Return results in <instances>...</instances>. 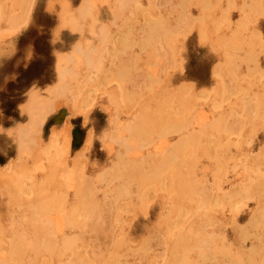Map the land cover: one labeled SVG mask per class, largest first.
<instances>
[{
	"label": "rangeland",
	"instance_id": "obj_1",
	"mask_svg": "<svg viewBox=\"0 0 264 264\" xmlns=\"http://www.w3.org/2000/svg\"><path fill=\"white\" fill-rule=\"evenodd\" d=\"M92 1L91 0H26V1L25 0H0V33L2 32V34L0 35V238H1L0 239V253H1L0 256L4 255V252H8L7 250H9V247L15 235H20L24 233L25 238L28 239L27 243H31L32 240H33L32 243H35L36 241L42 242L40 240H43V234H40L41 231H39V229L45 230L43 229L45 228V226H46L47 231L50 230L49 233L53 236V238L55 239V242L57 241L56 244H59L58 241L61 239L62 235L67 236V237H76L79 234L80 229H78L79 227L74 225L73 223L72 225H70L71 218L66 217V215L68 216L69 214L70 216L71 213H74V212L77 213L79 211L77 200L79 197V193L80 191H82V189H83V192L87 194L90 193V191H87V189L88 190L93 189L94 192L91 191L93 198L99 201L105 207V213H104L105 216L102 219V224L105 227V232L98 233L96 231H92L91 233L89 231L88 233L86 230L83 231L81 229L80 233L83 234L82 242L85 245V250H89L90 252V249H92L93 251L98 252L100 249H103V248H111L113 246V239L126 238L125 240H127V244L129 245L131 244V247L133 249H139V246L143 244L146 253L143 259H141L140 257L134 256L133 254L125 258V261L124 260H103V261L102 260H98V261L97 260H82V264H89V263L90 264H102V263L105 264V262L106 264H115V263L116 264H137V263H140V264H161V263L163 264H168V263L169 264H173V263L174 264H187L188 262L187 260H179V261L178 260H171V261L164 260V257L167 254L166 237L169 234L171 235L174 232H177L176 228L180 229V227L184 229L193 227L192 228L193 231L194 229L197 230V228L199 230L200 226H202L203 223L205 226L203 225L202 228H204L205 231H208L209 235L210 233L211 234L214 233L213 234L214 236L211 235L212 237H211V241L209 244V247L212 248V249L210 248V251H211L210 258L212 260L210 258L209 260H198V258L196 257V254L193 252L192 257H194V259L189 260L188 264H192V262L193 264H264V238H263L264 237V219H263L264 217V193H263L264 192V183H263L264 182V160H262L264 159L263 157L264 156L263 155L264 154V150H263L264 149V146H263L264 145V119H262L264 118L263 117L264 115L260 114V113L264 114L263 112L264 95L262 93L264 92V89H263L264 85H262L264 84V79H262L264 78V75H263L264 74V16H263L264 15V0H256V1L254 0V2L252 0H246L244 2L245 5L243 4L244 0H239V1L232 0L233 3L231 0L229 1L228 0H221V1L218 0V2L217 0H214V1L213 0H177L178 3L175 0H144V1L135 0V2L134 0H126V2L125 0L124 1L123 0H92ZM131 1H133L132 2L133 5ZM137 1H138V4H137ZM119 2H121V5ZM227 2L229 3L228 5H227ZM84 3H86V5ZM135 3H136V7L134 5ZM255 3L257 4L259 3V4L256 5ZM169 5H170V8H169ZM201 5L202 7H200ZM117 6L122 7L123 10L122 9L118 10ZM211 6H214V7H211ZM226 6L227 8H225ZM179 7H181L182 9L180 8L181 9L180 10ZM237 7H239L240 9ZM248 7L250 8L249 12H248L249 10ZM124 8L126 9V11H124ZM130 8H131V11H130ZM132 8H135L133 10L134 11L136 10V13L132 10ZM201 8H202V11H201ZM111 9L114 10V11L112 10L113 12L117 11L116 14L114 13L115 16L112 14ZM187 10H188V13H187ZM240 10L243 12H240ZM119 11L122 13H119ZM199 11H200V14H198ZM254 11L256 12V14L254 13ZM11 12H13V14ZM157 12H159V14ZM202 12L204 15L202 14ZM214 12L217 13V15ZM242 13H244L245 16H243L244 14ZM80 14H81V17H80ZM129 14L131 15L129 16ZM220 14L221 16H219ZM253 14L255 17L253 16ZM62 15L64 16V21H63ZM68 15H69V18L67 17ZM89 15L93 16L92 20L90 17H88ZM171 15L176 18H172ZM214 15L215 17H213ZM75 16L77 17V19ZM239 16L241 19L239 18ZM72 17L74 18V22H72L73 21ZM88 18H90V20ZM114 18L115 20L118 19V21L116 20V22H114L115 21ZM141 18L142 20H140ZM225 18L227 20H225ZM120 19L121 20L123 19L122 21L124 23H121ZM127 19L128 20L130 19L128 21L129 23L127 22ZM220 19H221V22L222 20H224L223 21L224 24L223 23L221 24L219 22ZM251 20L254 21V23H252ZM15 21L17 24L15 23ZM87 21L89 23L91 21H94V24H92L93 22L90 23L91 28L89 27ZM112 21L114 22V24ZM171 21H172V24H171ZM190 21L192 22L190 23ZM211 21L214 24H211L212 23ZM231 21H233L234 24ZM76 22H77V25H76ZM225 23L227 24V26ZM11 24L12 25L14 24L13 27ZM117 24L118 25L120 24V26H118ZM176 24H178V26H176ZM167 25H169L171 28ZM257 25H258V28H257ZM254 27H256L257 29H254ZM242 29H244V31ZM99 30H101L102 32ZM182 32H184L183 35H182ZM228 33L230 34L229 36H228ZM210 34L212 35L210 36ZM98 35L101 36L102 38H100ZM223 35H225L224 36L225 40L223 39L224 37H222ZM131 36H133L134 38L132 39ZM162 36L163 38L164 37L166 38L165 41L162 40ZM180 36H181V40H179ZM150 37H152V39H150ZM210 37L212 38L210 39ZM214 37L215 39H213ZM148 40H149V43H148ZM181 41H183L182 44H180ZM257 41H259L258 45L256 44ZM144 43L146 44L144 45ZM97 46L100 48V50ZM247 47L248 48L250 47L249 51ZM224 48H225V51L222 50ZM216 49H219V50H216ZM231 49H233L232 51H235V52L232 53ZM217 51H219L220 53L219 52L217 53ZM221 51L222 52L224 51L223 56H222ZM249 53L251 54L252 57L250 56ZM96 55H99V57ZM157 55L159 56L157 57ZM90 56L92 57L93 62H91ZM146 56H147V59H146ZM234 56H235V59H234ZM249 56L250 58H248ZM155 59L157 61L154 62ZM218 60H220L221 62ZM241 63H244V64L242 65ZM254 63H255V67H254ZM94 64L97 65V66L95 65V68H94ZM246 64L247 66H249V68H247ZM69 66H70V69H69ZM59 67L63 69L64 71L63 72L64 75L62 78L59 76ZM97 67L98 69L99 68L100 69L98 70ZM225 67L227 69H225ZM232 68H236L237 71L235 69V72H234ZM248 69L250 70V72L254 69L253 70L254 76H252L251 74L252 72L250 73ZM247 70L249 72V75L251 74L248 77H246L248 75ZM255 70H258L260 72L255 73ZM153 73H155V75H153ZM162 73L164 74L165 77H163ZM261 73H262V76L258 77L257 75L259 74L261 75ZM74 77L76 79H74ZM249 77H253L254 79L253 78L251 79ZM152 78L155 79V81ZM218 78H220L221 80ZM245 78L246 80H249L250 83L252 80V83L250 84L248 81H245ZM166 79L169 82L170 81L171 82L167 83L168 81ZM215 79L217 80L216 81L217 83L215 82ZM241 79H243L244 81L243 80L241 81ZM165 80H166V83H165ZM218 80L219 82L220 81L221 82L219 83ZM254 80L256 82L259 81L258 84L254 83L253 82ZM246 82H248L247 84L249 85H247ZM238 83L241 85L245 83V85L243 87L239 85ZM166 84H169V85L166 86ZM233 84H236V85L233 86ZM237 85L239 86V89L236 88L238 87ZM255 85L256 87H254ZM246 86L248 88H246ZM259 86L261 87V89L260 88L258 89ZM56 87H57V90H56ZM241 87L245 89L242 90ZM61 88L62 90L60 91ZM155 89H157L158 92H156ZM221 90H223V93ZM251 90H253L254 92ZM197 91L199 92L197 93ZM210 91H212L214 95ZM166 93L169 96H167ZM205 93H206V98H205ZM252 93H253V97H252ZM176 95H179V96H176ZM207 95H209L208 96L209 99L207 98ZM221 95L223 97H221ZM234 95L236 96L232 97ZM35 96L36 98L39 99V102L37 103V105L30 107L32 98ZM211 96L212 97L214 96V97L210 99ZM259 97L262 98V100H260ZM224 98H226V101L227 100L228 101L226 102L225 100H223ZM253 98L255 100H253ZM178 101H179L181 108L179 104H177ZM231 101L233 102V104H231L232 103ZM251 101H253L254 104H250L252 103ZM216 102H217V105H215ZM223 102L225 103V105L230 103L226 106V109H225V105H223L224 104ZM176 105H177V109H176ZM35 106H36V109H35ZM221 106H223V108ZM187 107L191 109H188ZM31 108L33 112H31ZM147 108L149 111H146ZM200 108H203L204 111L199 112ZM255 108L257 109L255 110ZM171 109L174 111L175 115H173L174 113L172 112ZM170 110H171L170 113H172L171 115L170 113L168 114V111ZM36 111L38 112V114ZM144 111L147 113H145ZM156 111L157 113L159 111L157 115H156ZM188 112H190L189 115H187ZM141 113L144 119H142ZM197 113H199V116L197 115ZM213 113L215 115H213ZM182 114L185 116L183 117ZM220 114H222V116L224 117L222 116L219 117ZM140 115L141 117H139ZM205 115H207V117ZM200 116H203V117H200ZM211 116L212 118L214 117L213 118L215 121L214 124H212L213 119L211 118ZM32 117H34L33 119L34 121L32 120ZM156 117L158 120L156 119ZM175 117L177 118L178 121L180 118V122L182 121V124L180 123L179 125L178 123L177 124L178 126H176L177 120L175 119ZM129 118L131 120H129ZM139 118L141 119V121H144L145 123L144 122L140 123ZM168 119H169V122H168ZM195 120L196 121L198 120L197 121L198 123ZM200 120L203 123L199 122ZM137 121H139V123H137ZM207 121L208 122L211 121L212 123L209 122L210 125L208 124L207 125L208 127L206 128V123H208ZM119 122L122 124L121 126L124 129H121V126H119L120 124ZM219 122H220V125H219ZM255 122H257L258 124H256ZM260 122L261 123L263 122L262 123L263 125ZM146 123L148 124V126L146 125ZM151 123H153L154 126L152 124V127L150 128ZM238 123H241V126L240 124L238 125ZM203 124L205 128L207 129V131L204 128ZM254 124L256 127L254 126ZM137 125L139 126L137 127ZM142 125H145V126H142ZM165 125L166 126L168 125L167 128L165 127ZM252 125L254 128L252 127ZM193 126H194V129H193ZM202 126L204 129L201 130ZM117 127L119 130L117 129ZM242 127H244L245 129H243ZM247 127L248 128L250 127L251 132H249V129ZM163 128L168 129V130L165 131L163 130ZM169 128H170V131H169ZM185 128L187 132L184 130ZM208 128L210 130H208ZM28 129L29 131L27 132ZM143 129L145 131H143ZM218 129H220V131ZM225 129H226V132L228 131L227 133L224 132ZM111 130H112V133H111ZM116 130L118 131L116 132ZM125 130H126V133L123 134ZM182 130L184 131V133ZM197 130L202 131V133ZM118 132H122L121 134H119L121 137L118 135ZM148 132L149 134L150 133L151 134L153 133V134L152 135L150 134L151 135L150 136L148 135ZM158 133L160 134V136L158 135ZM196 133H197V136L195 135ZM204 133H206L207 136ZM215 133H218V137H217V134ZM254 133L256 134L255 136H254ZM104 134L106 135V137ZM137 134L141 138H139ZM116 136L118 137V139L116 138ZM189 136H190V140H189ZM223 136L225 137L223 138ZM238 136L240 137V139ZM114 137L116 139V142L113 139ZM158 137H162L160 139L161 142H158L159 141ZM179 138L180 140H182L183 138V140L180 141ZM104 139H105V142H104ZM110 139L112 140L110 141ZM249 139L251 140L252 143H250ZM187 140L190 142L192 140L193 143L192 142L186 143ZM227 140H230V141L228 142ZM242 140L245 142V145H244V142H242ZM142 141L144 142V144L142 143ZM145 141H147L148 143ZM213 141L215 142V144ZM150 142L154 145L151 144L152 145L151 146ZM182 142H184L185 145L180 146ZM198 142L200 145H202L201 147L199 146V144L196 145ZM217 142H219L220 144ZM115 143H117L118 145L120 144V146L118 147V145ZM24 145H27V146H24ZM178 145L179 147H182V150H183V151L181 150L182 154L180 151H178L177 153V148H179ZM189 145L190 147L188 148ZM223 145L225 148L223 147ZM155 146L157 150L154 148ZM206 146H208L209 148ZM110 147H113L112 153H110L111 152ZM131 147H132V150H131ZM211 147H214V148H211ZM196 149L197 150L199 149V150L197 151ZM249 149L251 152L248 151ZM116 150L117 151L119 150V152H117ZM128 150L130 152H128ZM160 150H161V153H159ZM194 150L197 152H195ZM226 150H228L227 153H226ZM152 151L154 152V154ZM155 151L157 153H155ZM222 151L224 154L222 153ZM114 152L115 153L117 152L116 153L117 155H115ZM191 152H193V154H191V156L190 154L188 155V153H191ZM206 152H207V155H206ZM220 152L222 154H220ZM253 152H255L256 154ZM261 152H263V154ZM130 153L133 154V157L132 155H129ZM202 153H204L205 157L203 156ZM230 153H232L234 157ZM239 153H240L239 156H241L244 153L243 154L244 157L243 156L239 157L238 156ZM245 153L247 154L245 155ZM127 154L129 157L130 156L132 157V158L130 157L131 160L132 159L134 160V157L140 158V156L141 157L144 156L143 159L137 158L138 160L136 159L135 162L141 163L142 165L141 173L143 174V177L145 176V178L147 179H145V181L142 182L141 184H138L137 182L133 183L132 186H135V187L131 189L132 198L128 199L129 201L128 200L120 201L121 205L125 208L123 209V211L120 212L121 217L116 219L117 215H115L114 217L115 211L113 212V209H111V207L115 206V202H116L115 199L117 197L115 187L118 184L117 179H115L114 177L115 174L113 173V169L120 159L117 157L121 155L124 156L123 159L130 161L129 157L126 156ZM252 154H253V157H252ZM189 156H190V159H189ZM226 156L228 159L226 158ZM230 157L234 158L235 160L231 159ZM256 157L257 158L259 157V158L256 159ZM108 158H109V161H108ZM244 158L246 160H244ZM172 159L173 161H171ZM214 159H216L215 160L216 162L214 161ZM217 159L221 161L218 162ZM156 160L159 162H154ZM189 160H191L192 162H189ZM54 161H55V165H54ZM174 161L176 162V164L172 163ZM38 162H40L39 163L40 165L38 164ZM130 162H134V161H130ZM234 162L235 164H233ZM228 163H230V165ZM236 163H238L239 166ZM224 164L226 166L227 164L229 165L227 166L228 168L227 170ZM169 165H170V169L169 168L166 169V167H168ZM232 165H233V169H232ZM172 166H174V168L176 167L178 171L180 169L181 173L179 172V175H178V171L176 169L174 170ZM189 166L191 167L189 168ZM205 166H208L206 170H204ZM235 166H237V169ZM64 167H65V170H68V172L64 170ZM105 167L106 169H104ZM212 167H215V169ZM240 167L242 168V170ZM42 168H44V170ZM148 168H150V170ZM164 168H165V171L163 170ZM171 168L172 170L177 171V173L176 172L174 173V171H172ZM210 168L212 170H210ZM258 168H259V172H258ZM21 169L23 170V172ZM102 169H104L103 170L104 172L101 171ZM182 169H183V172H182ZM199 169H202L203 171ZM186 170L188 171L186 172ZM223 170L225 171L223 172ZM189 171L190 173H188ZM205 171H207V173ZM212 171H213L215 178L217 179L213 177ZM226 171L228 175L226 174ZM242 171L245 173L246 177L242 175L243 174ZM78 172L80 175L78 174ZM161 172L163 173V175ZM185 172L188 174V176ZM222 172L225 173L227 176L225 174H224L225 176L222 175L223 174ZM96 173L97 174L99 173V175L97 176ZM193 173H196V174L193 175ZM48 174H49V177H48ZM65 174L67 175L65 176ZM158 174L160 176H158ZM233 174L235 175L234 178H232ZM248 174L250 176H248ZM253 175L257 176V178L254 177ZM149 176H151V178H149ZM243 176L245 179L243 178ZM262 176L263 178H261ZM207 177H209L208 178L209 180L207 179ZM246 178H247V181L249 182L246 181ZM248 178H250V180H248ZM178 179L179 180L184 179V180L179 181ZM206 180L208 181V184ZM81 181L83 182L82 185H81ZM158 181L160 185L158 184ZM233 181L234 182L237 181V183L234 184ZM252 181H254V184L252 183ZM181 182L182 184L180 185L179 183ZM105 183H107V186L105 185ZM69 185L71 188L69 187ZM148 185L151 188H149ZM162 185H163V188H162ZM260 185H262L261 188H260ZM79 186H80V190H79ZM103 186L105 187V191H104ZM108 186H109L110 191L108 189ZM194 186H195V189H194ZM53 187L55 188L54 191H53L54 189ZM17 188H18V193H17ZM66 188L67 190H65ZM188 188H190L191 191H189ZM213 188H215V190H213ZM197 189H200V190L197 191ZM192 190H194V192ZM51 193L53 194V196ZM159 195H162V196H159ZM195 195H197V198H195L196 197ZM228 195H230V197ZM49 196L52 198V200ZM102 196L103 198H101ZM192 196H195V197H192ZM221 196L223 198H221ZM43 197H44V200H46V202L43 201ZM164 197L165 199L163 200L162 198ZM181 197L183 198L187 197V198H185L183 202L182 201L183 198ZM61 199L63 200L62 203L64 204L59 203ZM64 199H66V201ZM139 199H141V201ZM247 200L248 202H246ZM31 201H32V204H31ZM48 201H50L51 204H49ZM55 201L58 204H55ZM203 201L205 202L208 201V202L205 203ZM43 202L45 203V206L48 208V211L46 210V207L44 206ZM246 203H247V206H246ZM162 204H164L166 207L165 206L163 207ZM217 204L223 209V211ZM35 205H37V207H34ZM228 205H232L233 207L228 206ZM106 206L108 207L106 208ZM146 206H147V209H146ZM205 207H206V210H204ZM229 207L232 212L229 211ZM44 208H45V211H44ZM29 209H32V210L29 212ZM174 209L175 211H173ZM72 210L74 212H72ZM237 210H239L238 212L240 213H238ZM258 210L260 211L258 212ZM215 212H216V215H215ZM229 212H230V216H229ZM202 213H203V216L201 215ZM173 214L174 216H172ZM220 214H221V217H220ZM255 214H256V217L258 216L257 219L255 217ZM36 216L37 217L39 216V217L37 218ZM134 216L135 218H133ZM158 216H160L161 218ZM40 217H42V219ZM169 217L170 219H167ZM259 218L261 220H259ZM200 219L202 222L200 221ZM47 220L48 222L46 223ZM67 220L69 221L67 222ZM157 220L159 221L157 222ZM38 221H41V222H38ZM186 221H187V225H185ZM232 223L234 225H232ZM6 224L8 226H6ZM152 224L154 225L152 226ZM217 224H220L222 228L220 229L219 225H218V228H215L217 227ZM261 224L263 226H261ZM39 225L41 226L39 227ZM115 225L118 227L116 228ZM246 226L248 227V229ZM35 228L36 230H38L40 235L39 234L37 235L38 232L35 231ZM53 228L55 229V234H54ZM57 228H60L61 230L59 229L58 231ZM238 228L239 229L242 228V229L239 230ZM255 228L257 229L259 233L256 232ZM222 229H224V232ZM148 231H149V234H148ZM116 234H117V237H116ZM129 234L131 237L129 236ZM242 236L244 238H242ZM37 237H39V240ZM58 237L60 239H58ZM129 237L131 239L132 237L135 240L137 239L136 242L139 239L140 240L137 242V244L135 240H132L133 241L132 243V241L129 240L130 239ZM35 238H36V241H35ZM255 238L256 240H254ZM216 239H219V240H216ZM242 239H243V242H242ZM247 239H250V240H247ZM29 240H31V242ZM222 240L224 243L222 242ZM252 241L253 242L255 241L253 243L254 246L252 245ZM218 242H220L219 246H217ZM227 243H228L227 245L228 250H227L226 245H222V244H227ZM256 244L257 245L260 244V245L257 246ZM220 246L222 248H219ZM223 246L225 249L223 248ZM230 246H231L230 248L231 250L229 249ZM224 250L225 251L227 250L226 252L229 251L228 255ZM239 250H240V253L238 252ZM230 251L233 252L234 254L233 256H232V252L230 253ZM241 252L242 253L244 252L243 256L241 255ZM213 255H214V258H213ZM161 258L163 259L162 261H161ZM38 259H40V257ZM45 259H48V260H45ZM133 261L134 262L136 261V262L134 263ZM211 261L214 263H212ZM218 261H221V262L219 263ZM19 262L20 264H34V263L35 264H49V263L51 264H54V263L55 264H58V263L59 264H71V263L76 264L73 260H65V257L61 255H57L55 257L45 256V257H41V259L37 261L36 260H0V264H7V263L8 264H19ZM96 262H99V263H96Z\"/></svg>",
	"mask_w": 264,
	"mask_h": 264
},
{
	"label": "bare ground",
	"instance_id": "obj_2",
	"mask_svg": "<svg viewBox=\"0 0 264 264\" xmlns=\"http://www.w3.org/2000/svg\"><path fill=\"white\" fill-rule=\"evenodd\" d=\"M26 1V0H25ZM92 1V0H91ZM124 1V0H123ZM144 1V0H143ZM175 1H177V0H175ZM214 1V0H213ZM221 1V0H220ZM229 1V0H228ZM232 1V0H231ZM239 1V0H238ZM246 0H244L243 1V4H244V2H245ZM253 2H254V0H252ZM252 1H251V3H252ZM256 1V0H255ZM24 2V1H23ZM93 2V1H92ZM125 2H126V0H125ZM133 1H131V3H132ZM134 2H135V0H134ZM180 2V1H179ZM216 2V1H215ZM214 2V3H215ZM217 2H218V0H217ZM223 2V1H222ZM248 2V1H247ZM247 2H246V4H247ZM260 2V1H259ZM10 3V2H9ZM120 3V5H121V2H119ZM130 3V2H129ZM168 3H169V1H168ZM177 3H178V1H177ZM226 3V2H225ZM232 3H233V1H232ZM263 3V2H262ZM85 5H86V3H84ZM114 4V3H113ZM137 4H138V1H137ZM141 4V3H140ZM207 4H209V3H207ZM211 4V3H210ZM213 4V3H212ZM218 4V3H217ZM229 3L227 2V5H228ZM237 4V3H236ZM256 5H258L257 3H255ZM88 5V4H87ZM92 5V4H91ZM132 5H133V3H132ZM135 5V7H136V3L134 4ZM186 5V4H185ZM223 5H224V3H223ZM245 5V4H244ZM255 5V6H256ZM261 5V4H260ZM21 6V5H20ZM114 6V5H113ZM126 6H127V4H126ZM143 6V5H142ZM147 6H149V5H147ZM187 6V5H186ZM216 6V5H215ZM242 6V5H241ZM241 6H239V7H241ZM24 7V6H23ZM138 7H140V6H138ZM165 7V6H164ZM200 7H202V5L200 6ZM211 7H214V6H211ZM219 7V6H218ZM229 7V6H228ZM239 7H237V8H239ZM10 8V7H9ZM91 8V7H90ZM93 8V7H92ZM117 8H118V10L120 9H122V7H118L117 6ZM129 8V7H128ZM166 8V7H165ZM164 8V9H165ZM169 8H170V5H169ZM181 7H179V9H180ZM225 8H227V6L225 7ZM249 8V7H248ZM247 8V9H248ZM255 8H257V7H255ZM260 8V7H259ZM115 9V8H114ZM133 9H135V8H132V10ZM140 9V8H139ZM182 9V8H181ZM180 9V10H181ZM193 9V8H192ZM200 9V8H199ZM218 9H220V8H218ZM224 9V8H223ZM236 9V8H235ZM240 9V8H239ZM113 9H111V11H112ZM116 10V9H115ZM123 10V9H122ZM159 10V9H158ZM162 10V9H161ZM190 10V9H189ZM208 10V9H207ZM216 10V9H215ZM242 10H243V8H242ZM68 11V10H67ZM114 11V10H113ZM112 11V14L114 15V13L116 14L117 13V11H115V12H113ZM124 11H126V9L124 8ZM129 11V10H128ZM130 11H131V8H130ZM134 11V10H133ZM149 11V10H148ZM177 11V10H176ZM176 11H175V13H176ZM192 11V10H191ZM201 11H202V8H201ZM224 11V10H223ZM250 11V8H249V10H248V12ZM83 12V11H82ZM90 12V11H89ZM135 13H136V10L134 11ZM140 12V11H139ZM162 12V11H161ZM169 12V11H168ZM168 12H167V14H168ZM180 12V11H179ZM217 12H219V11H217ZM240 12H243V11H241L240 10ZM247 12V13H248ZM12 14H13V12H11ZM26 13V12H25ZM77 13V12H76ZM85 13V12H84ZM119 13H122V12H120L119 11ZM131 13V12H130ZM148 13V12H147ZM158 14H159V12H157ZM163 13H164V11H163ZM173 13V12H172ZM184 13V12H183ZM187 13H188V10H187ZM215 13V12H214ZM221 13H223V12H221ZM245 13V12H244ZM244 13H242V14H244ZM254 13L256 14V12L254 11ZM149 14V13H148ZM192 14V13H191ZM198 14H200V11H199V13ZM202 14H203V12H202ZM216 15H217V13H215ZM9 15V14H8ZM122 15V14H121ZM125 15V14H124ZM123 15V16H124ZM131 14H129V16H130ZM140 15V14H139ZM155 15H157V14H155ZM181 15V14H180ZM204 15V14H203ZM209 15V14H208ZM225 15V14H224ZM223 15V16H224ZM249 15V14H248ZM18 16V15H17ZM71 16H72V14H71ZM77 16V15H76ZM75 16V17H76ZM83 16V15H82ZM86 16V15H85ZM115 16V15H114ZM120 16V15H119ZM127 16V15H126ZM172 16V15H171ZM170 16V17H171ZM177 16H179V15H177ZM219 16H221V14L219 15ZM243 16H245V14L243 15ZM252 16V15H251ZM253 16H254V14H253ZM264 16V15H263ZM263 16H261V17H263ZM6 17V16H5ZM15 17V16H14ZM19 17V16H18ZM17 17V18H18ZM62 17H63V21H64V16L62 15ZM68 18H69V15L67 16ZM80 17H81V14H80ZM88 17H90L91 18V20H92V17L93 16H88ZM117 17V16H116ZM196 17V16H195ZM213 17H215V15L213 16ZM255 17V16H254ZM2 18V17H1ZM66 18V17H65ZM90 18H88L89 20H90ZM169 18V17H168ZM172 18H176V17H173L172 16ZM184 18H185V16H184ZM190 18V17H189ZM224 18V17H223ZM226 18H227V16H226ZM225 18V20H227ZM231 18V17H230ZM239 18H240V16H239ZM246 18V17H245ZM248 18V17H247ZM251 18V17H250ZM258 18V17H257ZM20 19V18H19ZM18 19V20H19ZM72 19H73V21L72 22H74V18L72 17ZM76 19H77V17H76ZM82 19H84V18H82ZM208 19V18H207ZM215 19V18H214ZM241 19V18H240ZM9 20V19H8ZM22 20H24V19H22ZM68 20V19H67ZM81 20V19H80ZM114 20H115V18H114ZM113 20V21H114ZM117 21H118V19H116ZM116 20L114 21V22H116ZM121 20V19H120ZM119 20V21H120ZM123 20V19H122ZM121 20V23H124L123 21ZM130 20V19H129ZM128 19H127V22L129 21ZM140 20H142V18L140 19ZM170 20V19H169ZM174 20V19H173ZM177 20V19H176ZM216 20H217V18H216ZM232 20V19H231ZM239 20V19H238ZM14 21V20H13ZM95 21V20H94ZM94 21H91L90 23H92V24H94ZM96 21H97V19H96ZM112 21V22H113ZM181 21V20H180ZM224 20H222V22H221V19H220V23L222 24H224V22H223ZM243 21V20H242ZM246 21V20H245ZM252 21V20H251ZM257 21H259V20H257ZM260 21H261V19H260ZM27 22V21H26ZM88 22V21H87ZM114 22H113V24H114ZM134 22H135V20H134ZM142 22V21H141ZM147 22V21H146ZM145 22V23H146ZM178 22V21H177ZM188 22V21H187ZM192 21H190V23H191ZM199 22V21H198ZM212 22V21H211ZM231 22H233V21H231ZM15 23H16V21H15ZM67 23H68V21H67ZM90 23L88 22V25H89V27L91 28V26H90ZM129 23V22H128ZM132 23V22H131ZM179 23V22H178ZM207 23V22H206ZM252 23H254V21H252ZM258 23V22H257ZM256 23V24H257ZM17 24V23H16ZM83 24V23H82ZM116 24V23H115ZM170 24V23H169ZM171 24H172V21H171ZM211 24H214L213 22L211 23ZM226 24V23H225ZM233 24H234V22H233ZM242 24H243V22H242ZM12 25V24H11ZM14 25V24H13ZM13 25H12V27H13ZM76 25H77V22H76ZM109 25V24H108ZM107 25V26H108ZM118 25V24H117ZM132 25V24H131ZM151 25V24H150ZM153 25H154V23H153ZM181 25V24H180ZM198 25V24H197ZM196 25V26H197ZM231 25V24H230ZM114 26H116V25H114ZM118 26H120V24L118 25ZM164 26V25H163ZM162 26V27H163ZM167 26H169V25H167ZM173 26V25H172ZM176 26H178V24H176ZM199 26V25H198ZM215 26H216V24H215ZM218 26V25H217ZM221 26V25H220ZM226 26H227V24H226ZM236 26H238V25H236ZM248 26H249V24H248ZM256 26V25H255ZM71 27H72V25H71ZM111 27H112V25H111ZM147 27V26H146ZM170 27V26H169ZM169 27H168V29H169ZM214 27V26H213ZM240 27V26H239ZM75 28V27H74ZM92 28H93V26H92ZM114 28V27H113ZM113 28H112V30H113ZM165 28V27H164ZM171 28V27H170ZM188 28V27H187ZM208 28V27H207ZM224 28V27H223ZM229 28V27H228ZM257 28H258V25H257ZM256 27H254V29H257ZM120 29V28H119ZM185 29V28H184ZM194 29V28H193ZM216 29H217V27H216ZM216 29H214V30H216ZM218 29H219V27H218ZM11 30V29H10ZM83 30V29H82ZM91 30V29H90ZM96 30H97V28H96ZM117 30V29H116ZM122 30V29H121ZM150 30H151V28H150ZM157 30H158V28H157ZM160 30V29H159ZM167 30V29H166ZM165 30V31H166ZM172 30V29H171ZM195 30H196V28H195ZM207 30V29H206ZM209 30V29H208ZM229 30V29H228ZM232 30V29H231ZM243 31H244V29H242ZM252 30V29H251ZM250 30V31H251ZM4 31V30H3ZM99 31H101V30H99ZM155 31V30H154ZM153 31V32H154ZM168 31V30H167ZM199 31V30H198ZM224 31V30H223ZM230 31V30H229ZM228 31V32H229ZM102 32V31H101ZM113 32V31H112ZM156 32V31H155ZM161 32V31H160ZM169 32V31H168ZM168 32H167V34H168ZM219 32V31H218ZM227 32V31H226ZM234 32V31H233ZM110 33V32H109ZM122 33H123V31H122ZM138 33V32H137ZM194 33V32H193ZM200 33V32H199ZM231 33V32H230ZM236 33V32H235ZM261 33V32H260ZM2 34V32L0 33V35ZM158 34V33H157ZM184 34V32H182V35ZM189 34V33H188ZM214 34V33H213ZM221 34H223V33H221ZM226 34V33H225ZM244 34H245V32H244ZM246 34H248V33H246ZM102 35V34H101ZM133 35V34H132ZM163 35V34H162ZM164 35H165V33H164ZM163 35V36H164ZM169 35H170V33H169ZM203 35V34H202ZM212 34H210V36H211ZM230 34L228 33V36H229ZM241 35V34H240ZM250 35V34H249ZM99 36V35H98ZM134 36V35H133ZM133 36H131L132 37V39L134 38ZM163 36H162V40H164L165 41V37L163 38ZM215 36V35H214ZM217 36V35H216ZM225 35H223L222 37H224ZM227 36V35H226ZM227 36V37H228ZM246 36V35H245ZM100 38H102L101 36H99ZM116 37H117V35H116ZM130 37V38H131ZM138 37V36H137ZM146 37V36H145ZM186 37V36H185ZM189 37V36H188ZM208 37V36H207ZM98 38V37H97ZM106 38V37H105ZM206 38V37H205ZM212 37H210V39H211ZM217 38V37H216ZM142 39V38H141ZM150 39H152V37H150ZM182 39H184V38H182ZM200 39H201V37H200ZM213 39H215V37L213 38ZM224 40H225V37L223 38ZM233 39H234V37H233ZM241 39H242V37H241ZM179 40H181V36H180V39ZM219 40V39H218ZM224 40H223V42H224ZM168 41V40H167ZM241 41V40H240ZM260 41H262V40H260ZM103 42V41H102ZM182 42L183 41H181V43L180 44H182ZM187 42V41H186ZM204 42V41H203ZM216 42V41H215ZM259 41H257V45L259 44L258 43ZM141 43H142V41H141ZM148 43H149V40H148ZM228 43V42H227ZM229 43H230V41H229ZM140 44V43H139ZM146 43H144V45H145ZM156 44V43H155ZM214 44V43H213ZM237 44V43H236ZM102 45H103V43H102ZM143 45V44H142ZM177 45H178V43H177ZM230 45V44H229ZM147 46V45H146ZM212 46V45H211ZM217 46H218V44H217ZM248 46H249V44H248ZM261 46V45H260ZM98 47V46H97ZM149 47V46H148ZM152 47H153V45H152ZM155 47V46H154ZM177 47H179V46H177ZM182 47V46H181ZM245 47V46H244ZM99 48V47H98ZM230 48V47H229ZM248 48V47H247ZM250 48V47H249ZM249 48H248V51H249ZM253 48V47H252ZM168 49V48H167ZM260 49H261V47H260ZM99 50H100V48H99ZM132 50V49H131ZM153 50H154V48H153ZM157 50V49H156ZM171 50V49H170ZM210 50V49H209ZM214 50V49H213ZM216 50H219V49H216ZM222 50H224L225 51V48L224 49H222ZM229 50V49H228ZM233 49H231V52L233 53V52H235V51H232ZM244 50H246V49H244ZM258 50V49H257ZM180 51V50H179ZM223 51V52H224ZM259 51V50H258ZM257 51V52H258ZM80 52V51H79ZM90 52V51H89ZM216 52V51H215ZM219 51H217V53H218ZM222 52V51H221ZM223 52H222V56H223ZM242 52V51H241ZM244 52V51H243ZM157 53V52H156ZM179 53V52H178ZM220 53V52H219ZM231 53V54H232ZM240 53V52H239ZM95 54V53H94ZM183 54V53H182ZM237 54H238V52H237ZM250 54V53H249ZM253 54V53H252ZM255 54V53H254ZM100 55V54H99ZM99 55H96V56H98L99 57ZM164 55V54H163ZM246 55V54H245ZM244 55V56H245ZM151 56V55H150ZM159 55H157V57H158ZM169 56H170V54H169ZM247 56V55H246ZM250 56H251V54H250ZM250 56L248 57V58H250ZM84 57V56H83ZM91 57V56H90ZM136 57V56H135ZM156 57V56H155ZM225 57V56H224ZM239 57V56H238ZM241 57V56H240ZM252 57V56H251ZM262 57V56H261ZM181 58V57H180ZM228 58H229V56H228ZM146 59H147V56H146ZM234 59H235V56H234ZM256 59V58H255ZM93 59H92V57H91V62H93L92 61ZM96 60V59H95ZM171 60V59H170ZM178 60H179V58H178ZM227 60V59H226ZM225 60V61H226ZM152 61V60H151ZM150 61V62H151ZM155 61H157L156 59L154 60V62ZM181 61V60H180ZM218 61H220V60H218ZM224 61V60H223ZM231 61V60H230ZM243 61V60H242ZM90 62V61H89ZM146 62V61H145ZM149 62V63H150ZM160 62H161V60H160ZM221 62V61H220ZM72 63V62H71ZM95 63H96V61H95ZM218 63V62H217ZM251 63H252V61H251ZM86 64H87V62H86ZM181 64V63H180ZM242 65L244 64V63H241ZM248 64V63H247ZM247 64H246V66H247ZM93 65V64H92ZM95 65L96 64H94V68H95ZM97 66V65H96ZM158 66V65H157ZM181 66V65H180ZM236 66V65H235ZM62 67H64V66H62ZM72 67H73V65H72ZM179 67V66H178ZM214 67H215V65H214ZM214 67H213V69H214ZM227 67V66H226ZM225 67V69H227ZM254 67H255V63H254ZM67 68V67H66ZM87 68H88V66H87ZM153 68V67H152ZM229 68V67H228ZM247 68H249V66H247ZM261 68V67H260ZM69 69H70V66H69ZM97 69H98V67H97ZM100 69V68H99ZM98 69V70H99ZM220 69V68H219ZM233 70H234V72H235V69L236 68H232ZM252 69V68H251ZM257 69V68H256ZM96 70V69H95ZM147 70V69H146ZM161 70V69H160ZM249 70V69H248ZM248 70H247V73H248V75L247 74H245V75H247L246 77H248V76H250L251 74H252V76H254L253 74V70L250 72V70H249V72L251 73L250 75H249V72H248ZM78 71V70H77ZM236 71H237V69H236ZM260 71H261V69H260ZM260 71H258V70H255V73L256 72H260ZM64 71H63V69H61L60 67H59V76L62 78L63 77V75H64V73H63ZM166 72H167V70H166ZM214 72V71H213ZM230 73V72H229ZM262 73H263V71H262ZM262 73H261V75L259 74V75H257L258 77H260V76H262ZM67 74V73H66ZM163 74V73H162ZM225 74V73H224ZM240 74V73H239ZM244 74V73H243ZM96 75V74H95ZM153 75H155V73H153ZM214 75V74H213ZM212 75V76H213ZM237 75V74H236ZM241 75V74H240ZM264 75V74H263ZM66 76V75H65ZM147 76V75H146ZM231 76V75H230ZM73 77V76H72ZM163 77H165L164 76V74H163ZM258 77H257V79H258ZM90 78V77H89ZM215 78V77H214ZM228 78V77H227ZM230 78V77H229ZM249 78H253V77H249ZM69 79V78H68ZM74 79H76L75 77H74ZM153 79V78H152ZM218 79H220V78H218ZM254 79V78H253ZM262 79H264V78H262ZM261 79V80H262ZM149 80V79H148ZM154 81H155V79H153ZM167 80V79H166ZM166 80H165V83H166ZM221 80V79H220ZM229 80H231V79H229ZM228 80V81H229ZM243 79H241V81H242ZM73 81V80H72ZM92 81V80H91ZM154 81H152V82H154ZM168 81V80H167ZM217 80L215 79V82H216ZM244 81V80H243ZM245 81H248L249 82V80H246V78H245ZM61 82V81H60ZM71 82V81H70ZM80 82V81H79ZM171 82V81H170ZM169 81L167 82V83H170ZM218 82H219V80H218ZM221 82V81H220ZM219 82V83H220ZM248 82H246V84L248 83ZM254 83H256V84H258V82H256L255 80L253 81ZM66 83H67V81H66ZM88 83V82H87ZM217 83V82H216ZM228 83H230V82H228ZM232 83V82H231ZM250 83V82H249ZM251 83H252V80H251ZM250 83V84H251ZM59 84H61V83H59ZM75 84V83H74ZM239 84V83H238ZM68 85V84H67ZM73 85V84H72ZM169 84H166V86H168ZM181 85V84H180ZM234 85H236V84H233V86ZM239 85H241V84H239ZM244 85H245V83L244 84H242L241 86H243L244 87ZM247 85H249V84H247ZM260 85V84H259ZM262 85H264V84H262ZM83 86V85H82ZM152 86V85H151ZM172 86V85H171ZM174 86V85H173ZM178 86V85H177ZM221 86H222V84H221ZM229 86H230V84H229ZM238 86V85H237ZM58 87V86H57ZM57 87H56V90H57ZM81 87V86H80ZM149 87V86H148ZM176 87V86H175ZM211 87H212V85H211ZM251 87V86H250ZM254 87H256V85L254 86ZM77 88V87H76ZM151 88V87H150ZM169 88V87H168ZM167 88V89H168ZM174 88V87H173ZM220 88V87H219ZM232 88V87H231ZM236 88H238L239 89V86L238 87H236ZM235 88V89H236ZM242 88V87H241ZM246 88H248L247 86H246ZM261 89V87L259 86L258 87V89ZM66 89V88H65ZM71 89H72V87H71ZM197 89V88H196ZM210 89V88H209ZM215 89V88H214ZM222 89H223V87H222ZM243 89H245V88H242V90ZM251 89V88H250ZM264 89V88H263ZM59 90V89H58ZM62 90V88L60 89V91ZM69 90V89H68ZM156 90V92H158V90L157 89H155ZM177 90V89H176ZM64 91V90H63ZM66 91V90H65ZM208 91V90H207ZM222 91V93H223V90H221ZM232 91V90H231ZM236 91V90H235ZM239 91V90H238ZM251 91H253V90H251ZM167 92H168V90H167ZM199 91H197V93H198ZM211 93H212V91H210ZM214 92V91H213ZM233 92V91H232ZM254 92V91H253ZM259 92V91H258ZM73 93V92H72ZM193 93V92H192ZM216 93V92H215ZM234 93V92H233ZM233 93H232V95H233ZM236 93V92H235ZM241 93V92H240ZM263 93V95H264V92H262ZM155 94V93H154ZM154 94H153V96H154ZM158 94V93H157ZM167 94V93H166ZM208 94V93H207ZM213 95H214V93H212ZM258 94V93H257ZM261 94V93H260ZM75 95H76V93H75ZM78 95V94H77ZM185 95V94H184ZM195 95H196V93H195ZM219 95V94H218ZM228 95V94H227ZM230 95V94H229ZM251 95V94H250ZM124 96H125V94H124ZM152 96V95H151ZM159 96V95H158ZM167 96H169L168 94H167ZM176 96H179V95H176ZM190 96V95H189ZM208 96L209 95H207V98H208ZM216 96V95H215ZM236 95H234V96H232V97H235ZM246 96V95H245ZM249 96V95H248ZM247 96V97H248ZM214 97V96H213ZM212 96H211V98L210 99H212L213 98ZM221 97H223L222 95H221ZM228 97V96H227ZM240 97V96H239ZM252 97H253V93H252ZM258 97V96H257ZM263 97V96H262ZM110 98V97H109ZM158 98V97H157ZM184 98V97H183ZM202 98H204V97H202ZM205 98H206V93H205ZM216 98V97H215ZM241 98V97H240ZM260 98V97H259ZM191 99V98H190ZM209 99V98H208ZM217 99V98H216ZM215 99V100H216ZM231 99V98H230ZM247 99V98H246ZM257 99V98H256ZM194 100V99H193ZM198 100V99H197ZM223 100H225L226 101V98H224ZM223 100H221V101H223ZM232 100H234V99H232ZM253 100H255L254 98H253ZM260 100H262V98H260ZM111 101V100H110ZM211 101V100H210ZM228 101V100H227ZM226 101V102H227ZM39 102V99L38 98H36V96L35 97H33L32 98V101H31V104H30V107L31 106H34V105H37V103ZM218 102V101H217ZM217 102H216V104L215 105H217ZM230 102V101H229ZM232 102V101H231ZM237 102V101H236ZM250 102V101H249ZM249 102H248V104H249ZM252 103H250V104H254L253 103V101H251ZM256 102V101H255ZM180 103H182V102H180ZM188 103H189V101H188ZM201 103V102H200ZM224 103V102H223ZM235 103V102H234ZM258 103V102H257ZM166 104V103H165ZM177 104H179V101H178V103ZM202 104V103H201ZM210 104V103H209ZM219 104V103H218ZM228 104H230V103H228ZM228 104H226L225 105V103L223 104V105H225V109H226V106L228 105ZM231 104H233V102L231 103ZM72 105H73V103H72ZM155 105H156V103H155ZM154 105V106H155ZM204 105V104H203ZM213 105V104H212ZM214 105V106H215ZM222 105V104H221ZM45 106V105H44ZM179 106H180V104H179ZM184 106V105H183ZM199 106V105H198ZM197 106V107H198ZM237 106H239V105H237ZM246 106V105H245ZM250 106V105H249ZM254 106V105H253ZM252 106V107H253ZM194 107V106H193ZM200 107V106H199ZM201 107H202V105H201ZM204 107V106H203ZM222 108H223V106H221ZM229 107V106H228ZM160 108V107H159ZM180 108H181V106H180ZM188 108V107H187ZM213 108H215V107H213ZM260 108V107H259ZM263 108V107H262ZM35 109H36V106H35ZM39 109V108H38ZM117 109V108H116ZM176 109H177V105H176ZM182 109H183V107H182ZM188 109H191V108H188ZM196 109V108H195ZM236 109H237V107H236ZM248 109V108H247ZM257 108H255V110H256ZM172 110V109H171ZM171 110L170 111H168V114L171 112ZM245 110V109H244ZM146 111H149L148 110V108H147V110ZM202 111H204L203 110V108H200V110H199V112H202ZM225 111V110H224ZM238 111V110H237ZM236 111V112H237ZM31 112H33L32 111V108H31ZM37 112V111H36ZM145 112V111H144ZM166 112V111H165ZM172 112L174 113V111L172 110ZM185 112V111H184ZM196 112V111H195ZM194 112V113H195ZM227 112V111H226ZM241 112V111H240ZM246 112V111H245ZM255 112V111H254ZM263 112H264V109H263ZM40 113V112H39ZM145 113H147V112H145ZM158 113H159V111H158ZM157 113V111H156V115L158 114ZM189 113L190 112H188V114L187 115H189ZM193 113V114H194ZM206 113V112H205ZM210 113V112H209ZM242 113V112H241ZM253 113V112H252ZM251 113V114H252ZM37 114H38V112H37ZM144 114V113H143ZM153 114V113H152ZM172 113H170V115H171ZM180 114V113H179ZM219 114V113H218ZM223 114V113H222ZM222 114H220V116L219 117H221L222 116ZM238 114V113H237ZM236 114V115H237ZM254 114V113H253ZM261 115H264V114H262V113H260ZM141 115H142V113H141ZM141 115L139 116V117H141ZM173 115H175V113L173 114ZM172 115V116H173ZM183 115V114H182ZM197 115L199 116V113H197ZM202 115V114H201ZM209 115V114H208ZM212 115V114H211ZM213 115H215L214 113H213ZM235 115V116H236ZM239 115V114H238ZM135 116H137V115H135ZM153 116H155V115H153ZM159 116V115H158ZM166 116H167V114H166ZM180 116V115H179ZM185 115H183V117H184ZM203 116H204V114H203ZM203 116H200V117H203ZM206 117H207V115H205ZM218 116V115H217ZM244 116V115H243ZM134 117V116H133ZM182 117V116H181ZM194 117H195V115H194ZM222 117H224V116H222ZM225 117H227V116H225ZM237 117V116H236ZM264 117V116H263ZM147 118V117H146ZM160 118V117H159ZM211 118H212V116H211ZM214 118V117H213ZM212 118V119H213ZM218 118V117H217ZM238 118V117H237ZM240 118V117H239ZM34 119V117H32V120ZM110 119V118H109ZM112 119V118H111ZM142 119H144V117H143V115H142ZM156 119H157V117H156ZM155 119V120H156ZM163 119V118H162ZM175 119L177 120V118L175 117ZM197 119V118H196ZM198 119H199V117H198ZM202 119V118H201ZM205 119H207V118H205ZM211 119V120H212ZM222 119V118H221ZM230 119V118H229ZM235 119V118H234ZM241 119V118H240ZM250 119H251V117H250ZM258 119V118H257ZM262 119H264V118H262ZM129 120H131L130 118H129ZM139 120H140V123L141 122H144V121H141V119L139 118ZM147 120V119H146ZM154 120V119H153ZM152 120V121H153ZM158 120V119H157ZM167 120V119H166ZM182 120V119H181ZM189 120H190V118H189ZM188 120V121H189ZM193 120H194V118H193ZM208 120H209V118H208ZM216 120V119H215ZM218 120V119H217ZM220 120V119H219ZM243 120V119H242ZM249 120V119H248ZM34 121V120H33ZM111 121V120H110ZM150 121V120H149ZM196 121V120H195ZM198 121V120H197ZM196 121V122H197ZM206 121V120H205ZM233 121V120H232ZM168 122H169V119H168ZM185 122V121H184ZM194 122V121H193ZM199 122H202L201 120L199 121ZM208 122V121H207ZM210 123H212L211 121H209ZM209 122L208 123H206V128L208 127L207 125L209 124ZM214 119H213V123L212 124H214ZM228 122V121H227ZM237 122V121H236ZM120 123V122H119ZM136 123V122H135ZM137 123H139V121H137ZM145 123V122H144ZM156 123V122H155ZM160 123V122H159ZM175 123H176V121H175ZM179 123V125H180V123L182 124V121L180 122V118H179V121L177 120V123H176V126H178L177 124ZM198 123V122H197ZM203 123V122H202ZM224 123V122H223ZM248 123V122H247ZM252 123V122H251ZM254 123V122H253ZM256 124H258L257 122H255ZM261 123V122H260ZM263 123V122H262ZM261 123V124H262ZM116 124V123H115ZM126 124H127V122H126ZM152 124L153 123H151V126H150V128L152 127ZM164 124V123H163ZM187 124H188V122H187ZM201 124V123H200ZM240 124V126H241V123H238V125ZM244 124V123H243ZM250 124V123H249ZM260 124V125H261ZM122 124L120 123L119 124V126H121ZM124 125V124H123ZM146 125L148 126V124L146 123ZM161 125V124H160ZM159 125V126H160ZM193 125V124H192ZM191 125V126H192ZM202 125V124H201ZM210 125V124H209ZM219 125H220V122H219ZM229 125V124H228ZM231 125V124H230ZM237 125V124H236ZM251 125V124H250ZM263 125V124H262ZM118 126V125H117ZM118 126V127H119ZM126 126V125H125ZM139 125H137V127H138ZM142 126H145V125H142ZM141 126V127H142ZM153 126H154V124H153ZM156 126V125H155ZM162 126V125H161ZM164 126V125H163ZM168 126V125H167ZM167 126L165 125V127L167 128ZM170 126V125H169ZM200 126V125H199ZM203 126H204V124H203ZM203 126H202V128H201V130L202 129H204L205 128V126H204V128H203ZM226 126V125H225ZM254 126H255V124H254ZM118 127H117V129H118ZM171 127H172V125H171ZM170 127V128H171ZM187 127H188V125H187ZM213 127H214V125H213ZM218 127V126H217ZM216 127V128H217ZM228 127V126H227ZM252 127H253V125H252ZM256 127V126H255ZM133 128V127H132ZM170 128H169V131H170ZM191 128V127H190ZM205 128V129H206ZM209 128H210V126H209ZM208 128V130H210ZM215 128V129H216ZM226 128V127H225ZM243 129H245L244 127H242ZM248 128V127H247ZM254 128V127H253ZM121 129H124V128H122V126H121ZM126 129H127V127H126ZM129 129V128H128ZM134 129V128H133ZM140 129V128H139ZM147 129V128H146ZM155 129H156V127H155ZM162 129V128H161ZM160 129V130H161ZM188 129V128H187ZM193 129H194V126H193ZM211 129H213V128H211ZM220 129H222V128H220ZM220 129H218L219 131H220ZM249 129V132H251L250 131V127L248 128ZM259 129V128H258ZM119 130V129H118ZM118 130H116V132L118 131ZM132 130V129H131ZM163 130H168V129H164L163 128ZM185 131H186V128L184 129ZM20 131H21V129H20ZM29 131V129L27 130V132ZM110 131V130H109ZM108 131V132H109ZM135 131V130H134ZM143 131H145L144 129H143ZM149 131V130H148ZM150 131H151V129H150ZM158 131H159V129H158ZM168 131V132H169ZM180 131V130H179ZM183 131V130H182ZM192 131V130H191ZM197 131H199V130H197ZM196 131V132H197ZM206 131H207V129H206ZM213 131V130H212ZM212 131H210V132H212ZM247 131V130H246ZM263 131V130H262ZM140 132V131H139ZM187 132V131H186ZM189 132V131H188ZM199 132H201L202 133V131H199ZM204 132V131H203ZM216 132V131H215ZM223 132V131H222ZM224 132H226V129H225V131ZM223 132V133H224ZM228 132V131H227ZM226 132V133H227ZM238 132V131H237ZM24 133V132H23ZM111 133H112V130H111ZM122 132H118V135L119 134H121ZM124 133H126V130L123 132V134ZM128 133V132H127ZM133 133V132H132ZM172 133V132H171ZM181 133V132H180ZM183 133H184V131H183ZM198 133V132H197ZM197 133L195 134L196 136H197ZM246 133V132H245ZM129 134V133H128ZM146 134V133H145ZM151 134V133H150ZM149 134V132H148V135H150ZM153 134V133H152ZM151 134V135H152ZM189 134V133H188ZM205 135H206V133H204ZM212 134V133H211ZM215 134H217V137H218V133H215ZM105 135V134H104ZM138 135V134H137ZM141 135V134H140ZM150 135V136H151ZM158 135L160 136V134L158 133ZM164 135V134H163ZM172 135H174V134H172ZM179 135V134H178ZM190 135V134H189ZM251 135V134H250ZM256 134L254 133V136H255ZM24 136V135H23ZM111 136V135H110ZM120 136V135H119ZM139 136V135H138ZM142 136V135H141ZM149 136V137H150ZM167 136H169V135H167ZM180 136H181V134H180ZM183 136V135H182ZM201 136V135H200ZM203 136V135H202ZM207 136V135H206ZM211 136V135H210ZM209 136V137H210ZM220 136H222V135H220ZM233 136V135H232ZM241 136V135H240ZM22 137V136H21ZM105 137H106V135H105ZM121 137V136H120ZM129 137V136H128ZM143 137V136H142ZM225 136H223V138H224ZM234 137V136H233ZM239 137V136H238ZM247 137V136H246ZM253 137V136H252ZM110 138H112V137H110ZM116 138L118 139V137L116 136ZM127 138V137H126ZM139 138H141L140 136H139ZM162 137H158V139H159V141L158 142H161L160 141V139H161ZM166 138V137H165ZM186 138V137H185ZM202 138V137H201ZM254 138V137H253ZM114 140H115V142H116V139H115V137L113 138ZM155 139V138H154ZM191 139H192V137H191ZM205 139V138H204ZM239 139H240V137H239ZM242 139H243V137H242ZM21 140V139H20ZM112 139H110V141H111ZM170 140V139H169ZM178 140V139H177ZM179 140H180V138H179ZM182 140H183V138H182ZM182 140H180V141H182ZM189 140H190V136H189ZM30 141V140H29ZM130 141H131V139H130ZM209 141V140H208ZM226 141V140H225ZM228 142L230 141V140H227ZM249 141H250V143H252L251 142V140L249 139ZM248 141V142H249ZM27 142V141H26ZM104 142H105V139H104ZM107 142V141H106ZM122 142H123V140H122ZM126 142H127V140H126ZM145 142H147V141H145ZM158 142H156V143H158ZM167 142H169V141H167ZM177 142V141H176ZM185 142V141H184ZM184 142H182L181 144H180V146L181 145H185V143ZM189 143L190 141H186V143ZM191 142H192V140H191ZM190 142V143H191ZM205 142V141H204ZM214 142V141H213ZM234 142V141H233ZM236 142V141H235ZM242 142H244L243 140H242ZM248 142H247V144H248ZM22 143V142H21ZM112 143V142H111ZM141 143V142H140ZM142 143L144 144V142L142 141ZM148 143V142H147ZM193 143V142H192ZM195 143V142H194ZM217 143H219V142H217ZM227 143V142H226ZM27 144V143H26ZM108 144V143H107ZM106 144V145H107ZM115 144H117V143H115ZM152 143L150 142V145H151ZM162 144H164V143H162ZM168 144V143H167ZM166 144V145H167ZM199 144V142L196 144V145H198ZM207 144V143H206ZM214 144H215V142H214ZM220 144V143H219ZM223 144H225V143H223ZM229 144V143H228ZM240 144V143H239ZM29 145H31V144H29ZM33 145V144H32ZM118 145V144H117ZM138 145H139V143H138ZM150 145H148V146H150ZM152 145H154V144H152ZM151 145V146H152ZM165 145V146H166ZM172 145V144H171ZM188 145V144H187ZM194 145V144H193ZM205 145V144H204ZM208 145V144H207ZM212 145V144H211ZM221 145H222V143H221ZM230 145V144H229ZM233 145V144H232ZM244 145H245V142H244ZM24 146H27V145H24ZM120 146V144L118 145V147ZM147 146V147H148ZM157 146H158V144H157ZM173 146H174V144H173ZM176 146H177V144H176ZM176 146H175V148H176ZM192 146V145H191ZM199 146L201 147L202 145H200L199 144ZM220 146V145H219ZM227 146V145H226ZM234 146V145H233ZM233 146H231V147H233ZM248 146H250V145H248ZM264 146V145H263ZM21 147H23V146H21ZM140 147V146H139ZM162 147H164V146H162ZM167 147V146H166ZM165 147V148H166ZM178 147H179V145H178ZM184 147V146H183ZM190 147V145L188 146V148ZM193 147V146H192ZM206 147H208V146H206ZM223 147H224V145H223ZM229 147V146H228ZM236 147V146H235ZM242 147H243V145H242ZM111 148V152L110 153H112V148L113 147H110ZM141 148H143V147H141ZM145 148H146V146H145ZM155 149H156V146L154 147ZM185 148H186V146H185ZM209 148V147H208ZM211 148H214V147H211ZM225 148V147H224ZM119 149V148H118ZM126 149H127V147H126ZM205 149V148H204ZM227 149V148H226ZM243 149V148H242ZM251 149V148H250ZM250 149L248 150V151H250ZM261 149V148H260ZM29 150V149H28ZM122 150V149H121ZM129 150H130V148H129ZM128 150V152H130ZM131 150H132V147H131ZM143 150V149H142ZM149 150H150V148H149ZM153 150V149H152ZM157 150V149H156ZM176 150V149H175ZM182 147H179V148H177V153H178V151H180L181 152V154H182ZM188 150V149H187ZM193 150V149H192ZM197 150V149H196ZM199 150V149H198ZM197 150V151H198ZM237 150V149H236ZM252 150V149H251ZM262 150V149H261ZM264 150V149H263ZM20 151H21V149H20ZM117 151V150H116ZM125 151V150H124ZM123 151V152H124ZM189 151V150H188ZM187 151V152H188ZM195 151V150H194ZM197 151H195V152H197ZM207 151V150H206ZM211 151V150H210ZM209 151V152H210ZM231 151V150H230ZM23 152H24V150H23ZM31 152V151H30ZM117 152H119V150L117 151ZM116 152V153H117ZM122 152V153H123ZM132 152V151H131ZM143 152V151H142ZM141 152V153H142ZM145 152V151H144ZM153 152V151H152ZM151 152V153H152ZM216 152H217V150H216ZM225 152V151H224ZM228 152V150H226V153ZM240 152H242V151H240ZM247 152V151H246ZM251 152V151H250ZM249 152V153H250ZM260 152V151H259ZM115 153V152H114ZM115 153V155H117ZM155 153H157L156 151H155ZM159 153H161V150L159 151ZM219 153V152H218ZM222 153H223V151H222ZM221 152H220V154H222ZM253 153H255V152H253ZM262 154H263V152H261ZM84 154V153H83ZM82 154V155H83ZM153 154H154V152H153ZM190 154V156H191V154H193V152H191V153H188V155ZM198 154V153H197ZM203 154V156L205 157V155H204V153H202ZM224 154V153H223ZM230 154H232V153H230ZM244 154V153H243ZM241 155V156H239L240 155V153L238 154V156L239 157H244V155ZM247 153H245V155H246ZM256 154V153H255ZM261 154V155H262ZM85 155V154H84ZM129 155H132V157H133V154H129ZM146 155H148V154H146ZM186 155V154H185ZM206 155H207V152H206ZM210 155V154H209ZM227 155V154H226ZM233 155V154H232ZM231 155V156H232ZM257 155H259V154H257ZM264 155V154H263ZM262 155V156H263ZM37 156V155H36ZM40 156V155H39ZM126 156H128V154L126 155ZM190 156H189V159H190ZM197 156H199V155H197ZM221 156V155H220ZM223 156V155H222ZM236 156V155H235ZM78 157V156H77ZM83 157V156H82ZM112 157V156H111ZM123 155H121V156H119V157H117V158H120L119 159V161L118 160H116V161H118V163L116 164V166L114 167V169H113V173L115 174L114 175V177H115V179H117V182H118V184L116 185V187H115V191H116V199H115V206H113V207H111V209H113V212H114V217H115V215H117L116 216V219H118V218H120L121 217V214H120V212L121 211H123V209L125 208V207H123L122 205H121V203H120V201L121 200H128V199H131L132 197H131V193H132V188L133 187H135V186H132L133 185V183L134 182H137L138 184H141L142 182H144L145 181V179H147V178H145V176L143 177V174L141 173V163L140 162H135V160L138 158H136V157H134V160L132 159H130V157H129V160L130 161H134V162H130V161H128V160H126V159H123ZM128 157H126V158H128ZM131 157V158H132ZM143 157L144 156H140V158H142L143 159ZM151 157V156H150ZM181 157H182V155H181ZM201 157H202V155H201ZM212 157V156H211ZM233 157H234V155H233ZM252 157H253V154H252ZM259 157H261V156H259ZM258 157V158H259ZM264 157V156H263ZM262 157V158H263ZM36 158V157H35ZM61 158V157H60ZM109 158H110V156H109ZM109 158H108V161H109ZM113 158V157H112ZM140 158H138V159H140ZM146 158V157H145ZM166 158V157H165ZM200 158V157H199ZM208 158V157H207ZM226 158H227V156H226ZM231 158V157H230ZM236 158V157H235ZM257 157H256V159H258ZM20 159V158H19ZM51 159V158H50ZM137 159V160H138ZM150 159V158H149ZM148 159V160H149ZM209 159V158H208ZM219 159H221V158H219ZM219 159H217V161L218 162H220L219 161ZM228 159V158H227ZM231 159H233V160H235L234 158H231ZM240 159V158H239ZM238 159V160H239ZM41 160V159H40ZM75 160V159H74ZM113 160V159H112ZM147 160V161H148ZM152 160V159H151ZM184 160V159H183ZM182 160V161H183ZM216 159H214V161H215ZM242 160H243V158H242ZM244 160H246L245 158H244ZM262 160H264V159H262ZM48 161V160H47ZM142 161V160H141ZM167 161V160H166ZM168 161H169V159H168ZM171 161H173V159L171 160ZM203 161V160H202ZM213 161V160H212ZM241 161V160H240ZM256 161H258V160H256ZM77 162V161H76ZM154 162H159V161H154ZM161 162V161H160ZM176 162H177V160H176ZM176 162L174 161V162H172V163H175L176 164ZM189 162H192L191 160H189ZM216 162V161H215ZM237 162H239V161H237ZM252 162H253V160H252ZM260 162H261V160H260ZM40 162H38V164H39ZM59 163V162H58ZM112 163H114V162H112ZM116 163V162H115ZM150 163H151V161H150ZM163 163V162H162ZM169 163H170V161H169ZM184 163V162H183ZM198 163V162H197ZM226 163V162H225ZM256 163V162H255ZM77 164V163H76ZM146 164V163H145ZM153 164H155V163H153ZM186 164V163H185ZM195 164V163H194ZM200 164H202V163H200ZM218 164V163H217ZM229 165H230V163H228ZM227 164V166H229ZM233 164H235V162L233 163ZM237 165H238V163H236ZM241 164V163H240ZM249 164H250V162H249ZM261 164V163H260ZM40 165V164H39ZM54 165H55V161H54ZM66 165V164H65ZM108 165H109V163H108ZM171 165V164H170ZM170 165L168 166V167H166V169H170ZM189 165H190V163H189ZM198 165V164H197ZM207 165V164H206ZM214 165V164H213ZM225 165V164H224ZM25 166V165H24ZM80 166V165H79ZM110 166H112V165H110ZM109 166V167H110ZM157 166V165H156ZM159 166V165H158ZM204 166V165H203ZM209 166V165H208ZM208 166H205L204 168V170H206L207 168H208ZM226 166V165H225ZM227 166H226V170L228 169L227 168ZM239 166V165H238ZM252 166H253V164H252ZM40 167V166H39ZM77 167H78V165H77ZM165 167V166H164ZM173 168H174V166H172ZM176 167H177V165H176ZM176 167L174 168V170L176 169ZM191 166H189V168H190ZM193 167V166H192ZM199 167V166H198ZM215 167H216V165H215ZM215 167H212V168H214L215 169ZM236 167V169H237V166H235ZM234 167V168H235ZM81 168V167H80ZM103 168V167H102ZM108 168V167H107ZM161 168H162V166H161ZM183 168H185V167H183ZM225 168V167H224ZM241 168V167H240ZM23 169V168H22ZM21 169V170H22ZM43 170H44V168H42ZM104 169H106V167L104 168ZM104 169H102L101 171H103ZM149 170H150V168H148ZM152 169H153V167H152ZM217 169V168H216ZM232 169H233V165H232ZM232 169H230V170H232ZM19 170V169H18ZM53 170V169H52ZM64 170H65V167H64ZM84 170V169H83ZM88 170V169H87ZM164 171H165V168L163 169ZM171 170H172V168H171ZM174 170H172V171H174ZM177 170V169H176ZM191 170V169H190ZM194 170V169H193ZM199 170H202V169H199ZM210 170H212L211 168H210ZM219 170V169H218ZM218 170H217V172H218ZM235 170V169H234ZM241 170H242V168H241ZM240 170V171H241ZM56 171V170H55ZM58 171V170H57ZM65 171H67L68 172V170H65ZM72 171V170H71ZM70 171V172H71ZM76 171H77V169H76ZM160 171V170H159ZM178 171V170H177ZM177 171H174V173L176 172L177 173ZM188 170H186V172H187ZM192 171V170H191ZM203 171V170H202ZM221 171H222V169H221ZM225 170H223V172H224ZM239 171V170H238ZM245 171V170H244ZM22 172H23V170H22ZM50 172V171H49ZM53 172V171H52ZM104 172V171H103ZM103 172H101V173H103ZM179 172H180V169H179V171H178V175H179ZM182 172H183V169H182ZM185 172V173H186ZM195 172V171H194ZM199 172V171H198ZM206 173H207V171H205ZM205 172H203V173H205ZM209 172V171H208ZM222 172V173H223ZM243 172V171H242ZM252 172V171H251ZM258 172H259V168H258ZM20 173V172H19ZM34 173V172H33ZM59 173V172H58ZM62 173V172H61ZM64 173H66V172H64ZM87 173V172H86ZM100 173V172H99ZM99 173L97 174V176L99 175ZM145 173V172H144ZM157 173V172H156ZM162 173V172H161ZM173 173V174H174ZM181 173V172H180ZM184 173V174H185ZM188 173H190V171L188 172ZM200 173V172H199ZM260 173H261V171H260ZM26 174V173H25ZM63 174V173H62ZM78 174H79V172H78ZM150 174V173H149ZM165 174V173H164ZM187 174V173H186ZM194 174H196V173H193V175ZM212 174H213V171H212ZM217 174V173H216ZM219 174H220V172H219ZM225 173H223L222 175H224ZM226 174L228 175V173H227V171H226ZM225 174V175H226ZM231 174V173H230ZM238 174V173H237ZM237 174H236V176H237ZM241 174V173H240ZM250 174V173H249ZM248 174V176H250ZM47 175V174H46ZM51 175V174H50ZM53 175H54V173H53ZM67 174H65V176H66ZM80 175V174H79ZM86 175V174H85ZM84 175V176H85ZM112 175V174H111ZM162 175H163V173H162ZM197 175H199V174H197ZM203 175V174H202ZM208 175V174H207ZM224 175V176H225ZM226 175V176H227ZM239 175V174H238ZM242 175H244L245 176V173L243 172V174ZM25 176V175H24ZM76 176V175H75ZM88 176V175H87ZM158 176H160L159 174H158ZM171 176V175H170ZM187 176H188V174H187ZM187 176H186V178H187ZM223 176V177H224ZM234 174H233V176H232V178H234ZM244 176H243V178H244ZM254 176V175H253ZM48 177H49V174H48ZM56 177V176H55ZM68 177V176H67ZM66 177V178H67ZM91 177V176H90ZM112 177V176H111ZM146 177H148V176H146ZM175 177H176V175H175ZM194 177V176H193ZM205 177V176H204ZM210 177V176H209ZM209 177H207V179L209 178ZM213 177L215 178V176H214V174H213ZM220 177H221V175H220ZM231 177V176H230ZM246 177V176H245ZM254 177H256L257 178V176H254ZM81 178H82V176H81ZM100 178H101V176H100ZM149 178H151V176H149ZM172 178V177H171ZM190 178V177H189ZM197 178V177H196ZM200 178H201V176H200ZM236 178V177H235ZM242 178V179H243ZM261 178H263V176L261 177ZM11 179V178H10ZM48 179V178H47ZM50 179V178H49ZM93 179V178H92ZM103 179H104V177H103ZM105 179H106V177H105ZM153 179V178H152ZM198 179V178H197ZM203 179H205V178H203ZM215 179H217V178H215ZM221 179V178H220ZM227 179V178H226ZM245 179V178H244ZM75 180H77V179H75ZM79 180V179H78ZM97 180V179H96ZM154 180V179H153ZM179 180V179H178ZM181 180V179H180ZM179 180V181H180ZM182 180H184V179H182ZM181 180V181H182ZM191 180V179H190ZM193 180H194V178H193ZM200 180H202V179H200ZM209 180V179H208ZM230 180H232V179H230ZM236 180V179H235ZM248 180H250V178H248ZM255 180V179H254ZM2 181V180H1ZM18 181V180H17ZM17 181H16V183H17ZM69 181V180H68ZM94 181H95V179H94ZM94 181H92V182H94ZM106 181V180H105ZM151 181V180H150ZM155 181V180H154ZM178 181V182H179ZM218 181H219V179H218ZM229 181V180H228ZM241 181V180H240ZM246 181H247V178H246ZM41 182H43V181H41ZM77 182V181H76ZM101 182V181H100ZM157 182V181H156ZM170 182V181H169ZM168 182V183H169ZM174 182V181H173ZM185 182V181H184ZM187 182V181H186ZM189 182V181H188ZM193 182V181H192ZM192 182H190V183H192ZM203 182V181H202ZM205 182V181H204ZM206 182H207V184H208V181L206 180ZM217 182V181H216ZM234 182V181H233ZM247 182H249V181H247ZM74 183V182H73ZM82 181H81V185H82ZM154 183V182H153ZM161 183V182H160ZM210 183V182H209ZM221 183H222V181H221ZM231 183V182H230ZM237 183V181L236 182H234V184H236ZM239 183V182H238ZM242 183V182H241ZM252 183L254 184V181H252ZM264 183V182H263ZM46 184V183H45ZM100 184V183H99ZM158 184H159V181H158ZM175 184H177V183H175ZM175 184H174V186H175ZM180 185L182 184V182L181 183H179ZM212 184V183H211ZM210 184V185H211ZM219 184V183H218ZM259 184V183H258ZM65 185H66V183H65ZM64 185V186H65ZM79 185V184H78ZM105 185L107 186V183H105ZM160 185V184H159ZM189 185V184H188ZM224 185V184H223ZM232 185V184H231ZM238 185V184H237ZM245 185V184H244ZM18 186V185H17ZM33 186V185H32ZM76 186H77V184H76ZM132 186V187H131ZM137 186V185H136ZM149 186V185H148ZM153 186V185H152ZM170 186V185H169ZM172 186V185H171ZM178 186V185H177ZM198 186V185H197ZM221 186V185H220ZM240 186V185H239ZM261 186L262 185H260V188H261ZM69 187H70V185H69ZM98 187V186H97ZM96 187V188H97ZM140 187V186H139ZM165 187V186H164ZM243 187V186H242ZM247 187V186H246ZM54 188V187H53ZM58 188V187H57ZM56 188V189H57ZM62 188V187H61ZM71 188V187H70ZM77 188V187H76ZM91 188V187H90ZM103 188H104V191H105V187L103 186ZM114 188V187H113ZM141 188V187H140ZM149 188H151L150 186H149ZM148 188V189H149ZM162 188H163V185H162ZM166 188V187H165ZM177 188V187H176ZM176 188H175V190H176ZM197 188V187H196ZM249 188H250V186H249ZM41 189V188H40ZM42 189H43V187H42ZM69 189V188H68ZM99 189H100V187H99ZM98 189V190H99ZM108 189H109V186H108ZM139 189V188H138ZM152 189H154V188H152ZM167 189H168V187H167ZM178 189H179V187H178ZM189 189V191H191V189L190 188H188ZM187 189V190H188ZM194 189H195V186H194ZM201 189V188H200ZM200 189H197V191L198 190H200ZM218 189V188H217ZM220 189H222V188H220ZM255 189H256V187H255ZM263 189V188H262ZM19 190H20V188H19ZM55 190V188L53 189V191ZM65 190H67V188L65 189ZM75 190V189H74ZM79 190H80V186H79ZM137 190V189H136ZM185 190H186V188H185ZM213 190H215V188H213ZM224 190V189H223ZM40 191V190H39ZM43 191V190H42ZM87 191H90V193H85V192H83V189H82V191H80V193H79V197H78V209H79V211L77 212V213H75L73 210H72V212H74V213H71V215L69 216V214H68V216L66 215V217H69V218H71L70 219V225H72V223L74 224V225H76V226H78L79 228L78 229H80V231H81V229L83 230V231H87L88 233H89V231L92 233V231H96V232H98V233H102V232H105V227L103 226V224H102V219L104 218V216H105V207H104V205L103 204H101L99 201H97L96 199H94L93 198V196H92V193H91V191L92 192H94L93 191V189H87ZM103 191V192H104ZM109 191H110V189H109ZM155 191V190H154ZM158 191V190H157ZM159 191H161V190H159ZM193 192H194V190H192ZM203 191V190H202ZM204 191H205V189H204ZM211 191V190H210ZM222 191V190H221ZM225 191V190H224ZM223 191V192H224ZM245 191H246V189H245ZM41 192V191H40ZM75 192V191H74ZM183 192V191H182ZM7 193V192H6ZM17 193H18V188H17ZM53 193V192H52ZM51 193V194H52ZM105 193V192H104ZM147 193V192H146ZM165 193V192H164ZM181 193V192H180ZM189 193V192H188ZM247 193V192H246ZM264 193V192H263ZM8 194V193H7ZM46 194V193H45ZM48 194V193H47ZM78 194V193H77ZM142 194V193H141ZM159 194V193H158ZM161 194V193H160ZM199 194V193H198ZM258 194V193H257ZM38 195V194H37ZM49 195V194H48ZM75 195V194H74ZM140 195V194H139ZM181 195V194H180ZM194 195V194H193ZM222 195V194H221ZM22 196V195H21ZM52 196H53V194H52ZM55 196V195H54ZM103 196H104V194H103ZM103 196L101 197V198H103ZM159 196H162V195H159ZM164 196V195H163ZM196 196V197H195ZM195 196H192V197H195V198H197V195H195ZM200 196V195H199ZM223 196V195H222ZM221 196V198H223ZM229 197H230V195H228ZM9 197V196H8ZM19 197H20V195H19ZM50 197V196H49ZM100 197V196H99ZM172 197V196H171ZM170 197V198H171ZM173 197H175V196H173ZM189 197H191V196H189ZM204 197V196H203ZM202 197V198H203ZM218 197H219V195H218ZM226 197V196H225ZM253 197V196H252ZM51 198V197H50ZM58 198H59V196H58ZM181 198H183V197H181ZM185 198H187V197H185ZM185 198H183L182 199V201L184 202V200H185ZM220 198V199H221ZM231 198H232V196H231ZM257 198H258V196H257ZM22 199V198H21ZM72 199V198H71ZM70 199V200H71ZM74 199V198H73ZM147 199H148V197H147ZM150 199V198H149ZM163 200L165 199V197L164 198H162ZM192 199V198H191ZM209 199V198H208ZM207 199V200H208ZM243 199V198H242ZM249 199V198H248ZM34 200H35V198H34ZM51 200H52V198H51ZM56 200V199H55ZM65 201H66V199H64ZM140 201H141V199H139ZM177 200V199H176ZM175 200V201H176ZM201 200V199H200ZM199 200V201H200ZM254 200V199H253ZM21 201V200H20ZM43 201L44 202H46V200H44V197H43ZM129 201V200H128ZM146 201V200H145ZM181 201V200H180ZM188 201V200H187ZM190 201H192V200H190ZM225 201V200H224ZM230 201V200H229ZM251 201V200H250ZM256 201V200H255ZM8 202V201H7ZM36 202V201H35ZM43 202V203H44ZM63 202V200L61 199V201L59 202V203H61V204H64V203H62ZM158 202H159V200H158ZM164 202V201H163ZM186 202V201H185ZM203 202H205V201H203ZM206 202H208V201H206ZM205 202V203H206ZM210 202V201H209ZM246 202H248V200L246 201ZM11 203V202H10ZM37 203V202H36ZM48 203L49 204H51L50 203V201H48ZM72 203H73V201H72ZM131 203V202H130ZM137 203V202H136ZM181 203V202H180ZM187 203V202H186ZM189 203V202H188ZM191 203V202H190ZM211 203V202H210ZM13 204V203H12ZM18 204V203H17ZM31 204H32V201H31ZM55 204H58L56 201H55ZM185 204V203H184ZM196 204V203H195ZM39 205V204H38ZM69 205V204H68ZM126 205V204H125ZM141 205V204H140ZM143 205V204H142ZM146 205V204H145ZM161 205V204H160ZM163 205V207L165 206L164 204H162ZM193 205V204H192ZM218 205V204H217ZM259 205V204H258ZM44 206H45V203H44ZM74 206V205H73ZM127 206V205H126ZM139 206V205H138ZM188 206V205H187ZM197 206H198V204H197ZM196 206V207H197ZM207 206V205H206ZM219 206V205H218ZM228 206H232V205H228ZM246 206H247V203H246ZM22 207V206H21ZM34 207H37V205H35ZM46 207V206H45ZM108 206H106V208H107ZM143 207V206H142ZM166 207V206H165ZM173 207H174V205H173ZM190 207V206H189ZM203 207H204V205H203ZM210 207V206H209ZM220 207V206H219ZM233 207V206H232ZM14 208V207H13ZM26 208H28V207H26ZM43 208V207H42ZM55 208H56V206H55ZM59 208V207H58ZM63 208V207H62ZM140 208H141V206H140ZM162 208V207H161ZM217 208V207H216ZM221 208V207H220ZM223 208H224V206H223ZM38 209V208H37ZM65 209V208H64ZM64 209H63V211H64ZM77 209V208H76ZM145 209V208H144ZM146 209H147V206H146ZM164 209V208H163ZM178 209V208H177ZM185 209V208H184ZM222 209V208H221ZM228 209V208H227ZM244 209V208H243ZM251 209H253V208H251ZM250 209V210H251ZM257 209V208H256ZM256 209H254V210H256ZM260 209H262V208H260ZM19 210V209H18ZM32 209H29V212L31 211ZM46 210L48 211V208L46 207ZM57 210V209H56ZM59 210V209H58ZM60 210H61V208H60ZM141 210H142V208H141ZM197 210H198V208H197ZM204 210H206V207H205V209ZM209 210H210V208H209ZM213 210H214V208H213ZM249 210V211H250ZM13 211V210H12ZM44 211H45V208H44ZM46 211V212H47ZM53 211V210H52ZM173 211H175V209L173 210ZM178 211V210H177ZM180 211V210H179ZM194 211V210H193ZM222 211H223V209H222ZM228 211V210H227ZM229 211H231V209H230V207H229ZM239 210H237V212H238ZM260 210H258V212H259ZM58 212V211H57ZM56 212V213H57ZM66 212V211H65ZM143 212V211H142ZM145 212H146V210H145ZM232 212V211H231ZM254 212V211H253ZM15 213V212H14ZM45 213V212H44ZM69 213V212H68ZM174 213V212H173ZM204 213V212H203ZM203 213L201 214L202 216H203ZM223 213V212H222ZM234 213H235V211H234ZM238 213H240V212H238ZM256 213V212H255ZM120 214V215H119ZM184 214V213H183ZM189 214H191V213H189ZM231 214H233V213H231ZM253 214V213H252ZM8 215V214H7ZM17 215V214H16ZM46 215V214H45ZM130 215H132V214H130ZM151 215V214H150ZM149 215V216H150ZM181 215H182V213H181ZM185 215H186V213H185ZM193 215V214H192ZM215 215H216V212H215ZM238 215V214H237ZM262 215H263V213H262ZM20 216V215H19ZM43 216H44V214H43ZM161 216V215H160ZM160 216H158V217H160ZM172 216H174V214L172 215ZM177 216H179V215H177ZM210 216V215H209ZM229 216H230V212H229ZM261 216V215H260ZM10 217V216H9ZM33 217V216H32ZM37 217V216H36ZM39 217V216H38ZM37 217V218H38ZM50 217V216H49ZM176 217V216H175ZM220 217H221V214H220ZM255 217H256V214H255ZM258 217V216H257ZM257 217H256V219H257ZM41 219H42V217H40ZM46 218V217H45ZM130 218V217H129ZM133 218H135V216L133 217ZM161 218V217H160ZM182 218V217H181ZM210 218V217H209ZM219 218V217H218ZM223 218V217H222ZM52 219V218H51ZM126 219V218H125ZM167 219H170V217L169 218H167ZM211 219H212V217H211ZM252 219V218H251ZM263 219H264V217H263ZM263 219H262V221H263ZM7 220H8V218H7ZM11 220H12V218H11ZM21 220V219H20ZM37 220V219H36ZM64 220H66V219H64ZM127 220H128V218H127ZM181 220V219H180ZM195 220H196V218H195ZM255 220V219H254ZM259 220H261L260 218H259ZM52 221V220H51ZM69 220H67V222H68ZM159 220H157V222H158ZM197 221H199V220H197ZM200 221H201V219H200ZM248 221H250V220H248ZM23 222H25V221H23ZM38 222H41V221H38ZM48 222V220L46 221V223ZM66 222V223H67ZM131 222H132V220H131ZM162 222H164V221H162ZM166 222V221H165ZM202 222V221H201ZM209 222V221H208ZM237 222V221H236ZM33 223H35V222H33ZM37 223V222H36ZM53 223V222H52ZM130 223V222H129ZM156 223V222H155ZM154 223V224H155ZM167 223V222H166ZM181 223V222H180ZM191 223V222H190ZM193 223V222H192ZM211 223V222H210ZM218 223H219V221H218ZM230 223H231V221H230ZM5 224V223H4ZM11 224V223H10ZM54 224V223H53ZM154 224H152V226L154 225ZM157 224V223H156ZM160 224V223H159ZM182 224V223H181ZM207 224V223H206ZM222 224V223H221ZM237 224V223H236ZM235 224V225H236ZM247 224V223H246ZM121 225H122V223H121ZM165 225V224H164ZM183 225V224H182ZM185 225H187V221H186V224ZM203 225H204V223H203ZM202 225V226H203ZM218 225L220 226V224H217V227H215V228H218ZM232 225H234L233 223H232ZM239 225V224H238ZM252 225V224H251ZM6 226H8L7 224H6ZM5 226V227H6ZM41 225H39V227H40ZM54 226V225H53ZM53 226H51V227H53ZM116 226V225H115ZM127 226V225H126ZM151 226V227H152ZM166 226V225H165ZM179 226V225H178ZM197 226H198V224H197ZM202 226H200V228H199V230H198V228H197V230H195L194 229V231L192 230V228H187V229H184V228H181L180 227V229L178 228H176V230H177V232H174L173 234H169V235H167V237H166V243H167V247H166V250H167V254H166V256L164 257V260H187L188 262H187V264L189 263V260H193L194 259V257H192L193 256V252L196 254V257L198 258V260H209V258L211 257L210 256V248L211 247H209V244H210V241H211V235H213L214 233V230H216V229H214L213 230V234H211L210 233V235L208 234L209 232L208 231H205L204 230V228H202ZM205 226V225H204ZM241 226V225H240ZM261 226H263L262 224H261ZM73 227V226H72ZM118 226H116V228H117ZM122 227V226H121ZM150 227V228H151ZM207 227V226H206ZM210 227H211V225H210ZM209 227V228H210ZM213 227V228H214ZM233 227V226H232ZM247 227V226H246ZM48 228V227H47ZM70 228V227H69ZM146 228V227H145ZM164 228V227H163ZM208 228V229H209ZM220 229L222 228V226H220L219 227ZM226 228H227V226H226ZM226 228H225V230H226ZM245 228V227H244ZM244 228H243V230H244ZM263 228V227H262ZM10 229V228H9ZM12 229V228H11ZM39 229V228H38ZM43 229H45V230H40L39 229V231H41V233L40 234H43V240H40V241H42V242H38V241H36V238H35V243H32L33 242V240H32V242H31V240H29L31 243H27L28 242V239H26L25 238V234L23 233V234H20V235H15L14 237H13V241H12V243H11V245H10V247H9V250H7L8 252H4V255H1L0 256V260H40L41 259V257H45V256H49V257H55V256H57V255H61V256H64L65 257V260H73L76 264H82V260H124L125 261V258H127L128 256H130V255H133L134 254V256H137V257H140L141 259H143L144 258V256H145V253H146V251H145V249H144V245L143 244H141L140 246H139V249H133L132 247H131V244L129 245V244H127V240H125L126 238H121V239H113V246L111 247V248H103V249H100L98 252H95V251H93L92 249H90V252H89V250H85V245L83 244V234H81L80 233V231H79V234L76 236V237H67V236H61V239L58 237V239H60L58 242H59V244H56L57 243V241L55 242V239L53 238V236L49 233V231H47L46 230V226H45V228H43ZM50 229V228H49ZM54 229V228H53ZM59 229L60 228H57V230L59 231ZM67 229V228H66ZM147 229V228H146ZM239 229V228H238ZM242 228H240L239 230H241ZM247 229H248V227H247ZM247 229H245V230H247ZM256 229V228H255ZM56 230V231H57ZM61 230V229H60ZM223 230V232H224V229H222ZM239 230H238V232H239ZM35 231H37L38 232V230H36V228H35ZM68 231V230H67ZM69 232V231H68ZM220 232H222V231H220ZM219 232V233H220ZM256 232H258L257 231V229H256ZM52 233V232H51ZM58 233H60V232H58ZM65 233V232H64ZM70 233V232H69ZM94 233V232H93ZM119 233V232H118ZM131 233V232H130ZM171 233V232H170ZM244 233V232H243ZM259 233V232H258ZM33 234V233H32ZM39 234V232L37 233V235ZM39 234V235H40ZM54 234H55V229H54ZM63 234V233H62ZM95 234V233H94ZM148 234H149V231H148ZM216 234V233H215ZM245 234V233H244ZM61 235V234H60ZM107 235H109V234H107ZM119 235V234H118ZM145 235V234H144ZM144 235H143V237H144ZM221 235V234H220ZM224 235V234H223ZM226 235V234H225ZM246 235V234H245ZM129 236H130V234H129ZM146 236V235H145ZM214 236V235H213ZM227 236V235H226ZM41 237V236H40ZM116 237H117V234H116ZM124 237V236H123ZM131 237V236H130ZM129 237V238H130ZM250 237H251V235H250ZM38 238V240H39V237H37ZM94 238V237H93ZM136 238V237H135ZM241 238V237H240ZM242 238H244L243 236H242ZM264 238V237H263ZM1 239V238H0ZM30 239V238H29ZM258 239V238H257ZM130 241H132V240H135L133 237H132V239L130 238L129 239ZM137 240V239H136ZM136 240H135V242H136ZM140 240V239H139ZM138 240V241H139ZM142 240V239H141ZM216 240H219V239H216ZM215 240V241H216ZM225 240V239H224ZM247 240H250V239H247ZM254 240H256V238L254 239ZM260 240H262V239H260ZM7 241V240H6ZM9 241H11V240H9ZM137 241V242H138ZM153 241V240H152ZM54 242V243H53ZM134 242V243H135ZM137 242H136V244H137ZM143 242V241H142ZM141 242V243H142ZM222 242H223V240H222ZM225 242H227V241H225ZM242 242H243V239H242ZM255 242V241H254ZM253 241H252V245H253V243H254ZM260 242V241H259ZM7 243V242H6ZM132 243H133V241H132ZM224 243V242H223ZM229 243V242H228ZM228 243L227 244H222V245H228ZM258 243V242H257ZM5 244V243H4ZM230 244H231V242H230ZM229 244V245H230ZM242 244V243H241ZM245 244V243H244ZM220 245V242H218V245L217 246H219ZM257 245V244H256ZM255 245V246H256ZM260 244H258L257 246H259ZM7 246V245H6ZM133 246V245H132ZM137 246V245H136ZM166 246V245H165ZM225 246V247H226ZM241 246V245H240ZM254 246V245H253ZM253 246H251V247H253ZM261 246H262V244H261ZM134 247V246H133ZM234 247V246H233ZM219 248H222L221 246L219 247ZM223 248H224V246H223ZM231 248V246L229 247V249ZM243 248H244V246H243ZM5 249V248H4ZM212 249V248H211ZM225 249V248H224ZM237 249V248H236ZM239 249V248H238ZM241 249V248H240ZM92 250V251H91ZM223 250V249H222ZM227 250H228V246H227ZM226 250V251H227ZM231 250V249H230ZM225 251V250H224ZM224 251H223V253H224ZM225 251V252H226ZM237 251V250H236ZM218 252V251H217ZM222 252V251H221ZM229 252V251H228ZM228 252H226L227 253V255H228ZM232 251H230V253H231ZM239 253H240V250L238 251ZM248 252H249V250H248ZM7 253V254H6ZM244 253V252H243ZM243 253L241 252V255L243 256ZM263 253V252H262ZM1 254V253H0ZM152 254V253H151ZM155 254V253H154ZM234 254H233V252H232V256H233ZM151 256V255H150ZM154 256V255H153ZM153 256H152V258H153ZM159 256V255H158ZM217 256V255H216ZM239 256V255H238ZM259 256V255H258ZM263 256V255H262ZM40 257V259H38ZM222 257V256H221ZM132 258V257H131ZM136 258V257H135ZM151 258V259H152ZM213 258H214V255H213ZM244 258V257H243ZM150 259V258H149ZM211 259V258H210ZM238 259V258H237ZM250 259H251V257H250ZM45 260H48V259H45ZM44 260V261H45ZM57 260V259H56ZM55 260V261H56ZM163 259L161 258V261H162ZM212 260V259H211ZM240 260V259H239ZM130 261V260H129ZM138 261V260H137ZM149 261V260H148ZM215 261V260H214ZM228 261V260H227ZM241 261V260H240ZM261 261H263V260H261ZM28 262V261H27ZM30 262V261H29ZM63 262V261H62ZM66 262V261H65ZM134 262V261H133ZM136 262V261H135ZM134 262V263H135ZM139 262V261H138ZM141 262V261H140ZM202 262V261H201ZM212 262V261H211ZM216 262V261H215ZM219 263L221 262V261H218ZM235 262V261H234ZM22 263V262H21ZM84 263H85V261H84ZM88 263V262H87ZM96 263H99V262H96ZM122 263V262H121ZM171 263V262H170ZM212 263H214V262H212ZM227 263V262H226ZM8 264V263H7ZM19 264H20V262H19ZM35 264V263H34ZM49 264H51V263H49ZM55 264V263H54ZM59 264V263H58ZM72 264V263H71ZM90 264V263H89ZM103 264V263H102ZM105 264H106V262H105ZM116 264V263H115ZM137 264H140V263H137ZM161 264H163V263H161ZM169 264V263H168ZM174 264V263H173ZM192 264H193V262H192Z\"/></svg>",
	"mask_w": 264,
	"mask_h": 264
}]
</instances>
